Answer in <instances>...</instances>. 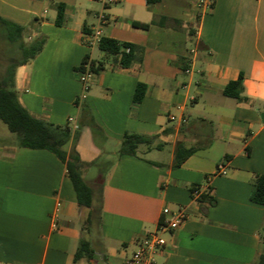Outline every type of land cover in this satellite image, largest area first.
Listing matches in <instances>:
<instances>
[{
	"label": "crops",
	"instance_id": "1",
	"mask_svg": "<svg viewBox=\"0 0 264 264\" xmlns=\"http://www.w3.org/2000/svg\"><path fill=\"white\" fill-rule=\"evenodd\" d=\"M207 1L0 0V17L23 26L25 43L44 38L14 68L18 100L31 115L77 131L74 148L96 210L86 225L89 208L78 204L54 153L0 141V264H123L169 216L162 208L180 206L187 217L162 233L154 264L256 262L264 203L249 195L264 174V0ZM94 28L141 47V61L123 67L98 42L85 45ZM85 57L100 64L86 87L77 75ZM240 74L241 96L225 95ZM138 83L144 93L134 101ZM125 132L151 139L122 154ZM178 143L195 150L173 166ZM220 162L225 172L217 174ZM194 185L208 186L214 202L194 200ZM81 239L91 257L74 259Z\"/></svg>",
	"mask_w": 264,
	"mask_h": 264
},
{
	"label": "trees",
	"instance_id": "2",
	"mask_svg": "<svg viewBox=\"0 0 264 264\" xmlns=\"http://www.w3.org/2000/svg\"><path fill=\"white\" fill-rule=\"evenodd\" d=\"M56 22L60 23L62 16V4H57ZM143 27L146 24H142ZM23 26L0 17V38L10 43L8 64L0 71V120L6 125L10 132L16 134V143L22 147L43 148L54 153L64 164L66 173L72 183L76 199L79 205L89 208L85 224L90 225L94 220L96 210L92 208L93 193L91 187L83 179L80 171V158L74 148L77 138V131H71L68 125H57L49 121L31 115L27 109L19 102L13 84V72L15 66L25 63L34 57L42 48L44 38L39 36L30 42L25 43L22 39ZM97 46L106 53L118 57V63L125 67L133 61H141L143 49L135 44L119 42L110 37L102 36L98 40ZM14 55V57H11ZM85 57L83 62H86ZM91 71L100 69L99 63L90 61ZM79 66L77 71L81 70ZM242 74L235 80H230L223 88V93L228 96L240 97L242 93ZM144 84L138 83L133 100L140 101L144 93ZM73 144L70 150L66 146L70 140ZM150 137L141 134L125 132L121 138L119 153L135 154L139 144H148ZM195 147H185L176 144L173 156V166H179L182 161L193 151ZM197 185H194L190 190ZM249 199L253 202L264 203V174H256ZM200 203L212 204L214 198L210 195V188L202 192L197 200ZM92 248L86 239H81L78 249L74 253V259L81 256L91 257ZM254 264H264V251L261 252Z\"/></svg>",
	"mask_w": 264,
	"mask_h": 264
},
{
	"label": "built area",
	"instance_id": "3",
	"mask_svg": "<svg viewBox=\"0 0 264 264\" xmlns=\"http://www.w3.org/2000/svg\"><path fill=\"white\" fill-rule=\"evenodd\" d=\"M104 4H110L114 0H103ZM207 6L210 4L209 0L204 3ZM100 20L105 21V15H100ZM100 39V29L94 28L85 34L83 42L87 46H92ZM90 62L86 61L82 64V69L77 72L78 79L82 82L83 86L86 87V82L92 71L90 69ZM223 162L218 163L215 173H224ZM208 186L197 185L190 190L191 197L194 200H198L202 192L208 190ZM163 214H168V217H163L159 220L154 230L148 231L140 239L137 248L124 260L123 264H154L153 254L156 250L163 247L165 239L162 235L163 232H170L182 223L187 217V209L185 206H180L174 211H170L167 207L162 208Z\"/></svg>",
	"mask_w": 264,
	"mask_h": 264
},
{
	"label": "rangeland",
	"instance_id": "4",
	"mask_svg": "<svg viewBox=\"0 0 264 264\" xmlns=\"http://www.w3.org/2000/svg\"><path fill=\"white\" fill-rule=\"evenodd\" d=\"M7 48L8 47H6V45H4L3 42H0V52L6 51ZM11 57H14V55H12ZM8 61L9 60H8L6 55L0 56V65H2V64L5 65L8 63ZM9 139H16V134L13 132H10L8 130V128L6 127V125L0 120V141H5V140H9ZM145 153L146 152H144V154ZM147 156H150V155H147ZM96 173H97L96 167L95 166L90 167L88 174L89 175H95Z\"/></svg>",
	"mask_w": 264,
	"mask_h": 264
}]
</instances>
